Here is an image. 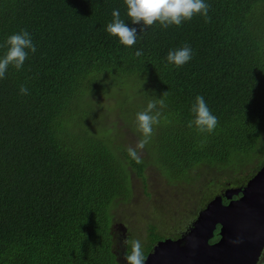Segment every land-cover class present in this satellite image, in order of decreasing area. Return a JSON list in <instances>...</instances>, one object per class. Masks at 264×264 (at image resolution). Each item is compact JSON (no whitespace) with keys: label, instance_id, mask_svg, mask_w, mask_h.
Wrapping results in <instances>:
<instances>
[{"label":"trees","instance_id":"obj_1","mask_svg":"<svg viewBox=\"0 0 264 264\" xmlns=\"http://www.w3.org/2000/svg\"><path fill=\"white\" fill-rule=\"evenodd\" d=\"M207 2V22L141 28L124 0H0V44L25 29L37 45L0 80V264H122L117 211L136 180L151 197L148 170L166 193L197 196L199 211L264 165V0ZM117 8L137 28L131 47L105 31ZM185 44L193 57L174 67L166 53ZM197 94L217 117L211 132L189 126ZM157 99L162 118L136 163L135 114ZM190 225L161 235L150 224L144 260ZM122 228L129 250L138 239Z\"/></svg>","mask_w":264,"mask_h":264},{"label":"clouds","instance_id":"obj_2","mask_svg":"<svg viewBox=\"0 0 264 264\" xmlns=\"http://www.w3.org/2000/svg\"><path fill=\"white\" fill-rule=\"evenodd\" d=\"M125 15L131 25H140L141 28L152 26L154 23L162 28L169 26H181L185 21L191 20L199 15L205 22L208 21L210 4L207 0H124ZM111 21L105 26V31L126 47H131L137 42V28L121 18L120 10L111 11ZM3 52L0 53V80L4 79L9 68L19 71L30 53L37 51L32 35L25 29L13 32L0 44ZM136 56L142 55L138 48ZM193 57L192 48L185 44L183 46L169 49L166 53V61L174 67H180L189 62ZM28 89L23 85L19 88V94L26 95ZM165 106L163 99L150 100L142 111L135 114L134 124L140 133L135 147L127 149L128 157L140 162L138 150L143 149L151 140L154 125L160 123L161 109ZM190 111L192 120L189 126H195L202 132H211L217 124V117L211 112L204 97L197 94L191 104ZM126 264H144L141 242L139 240L130 241V249L125 254Z\"/></svg>","mask_w":264,"mask_h":264},{"label":"water","instance_id":"obj_3","mask_svg":"<svg viewBox=\"0 0 264 264\" xmlns=\"http://www.w3.org/2000/svg\"><path fill=\"white\" fill-rule=\"evenodd\" d=\"M263 250L264 165L244 187L209 201L181 237L158 241L144 264H257Z\"/></svg>","mask_w":264,"mask_h":264},{"label":"rangeland","instance_id":"obj_4","mask_svg":"<svg viewBox=\"0 0 264 264\" xmlns=\"http://www.w3.org/2000/svg\"><path fill=\"white\" fill-rule=\"evenodd\" d=\"M117 121L119 122L118 119ZM126 131V129L123 130V132ZM255 167H258V170L256 169L258 172L260 170L259 165H256ZM147 174L149 181V189L147 191L151 193V197L146 196V192L143 190L144 188L142 187L141 180H136L133 183L134 196L131 202L122 204L119 211H117L118 223L122 224L124 227L126 225L130 233L135 235V239L141 241L146 239L150 224L155 223L158 225V229L165 230H158L160 233H162L161 235L164 233L166 235L170 234V231H179V229H183L182 231H184L185 228L187 229L188 225H190L195 220L198 212L201 210L200 209L198 211L194 205L197 196H192V193H187L186 191H182L180 189L176 191L172 190L170 193H166L162 189L161 185H159L158 182L152 177L154 173L151 172V170H148ZM248 176L249 173L244 176L243 182L246 181ZM162 182L165 184L163 179ZM229 188L236 189V185H232L225 190H222V192H225ZM215 192V196L220 195V189ZM207 199L208 198H206V200ZM195 211L196 216H193ZM190 215L193 217L191 218V222L188 223L187 220H189L188 217ZM158 238L159 239H156L157 241L165 239L163 236Z\"/></svg>","mask_w":264,"mask_h":264},{"label":"flooded vegetation","instance_id":"obj_5","mask_svg":"<svg viewBox=\"0 0 264 264\" xmlns=\"http://www.w3.org/2000/svg\"><path fill=\"white\" fill-rule=\"evenodd\" d=\"M222 193V190L220 191V194ZM232 199H236V197H234L233 196V198ZM226 202V203H225ZM223 203L224 204H227L228 203V201L226 200V199H224L223 198ZM118 230L120 231V237L117 239L118 240V242H119V244H120V249L118 250V252H116L117 253V256L120 258V260H121V263L123 264H126V261H125V254H126V252H127V250H128V248H127V240H126V231H125V229L124 228H122V227H118ZM217 236V235H216ZM213 238H215V236L213 237ZM211 239L210 241L211 242H209L210 244H214V243H216L218 240H216V239ZM154 247V246H153ZM153 249V248H152ZM152 251V250H151ZM263 253V252H262ZM261 256H262V254H261ZM261 256H260V258H261ZM147 257V256H146ZM260 258H259V261H260ZM146 259V258H145ZM145 261V260H144ZM259 261H258V263H259ZM257 263V264H258Z\"/></svg>","mask_w":264,"mask_h":264}]
</instances>
